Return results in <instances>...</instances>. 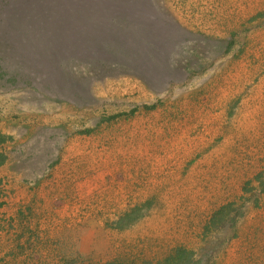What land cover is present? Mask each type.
<instances>
[{
    "label": "rangeland",
    "instance_id": "rangeland-1",
    "mask_svg": "<svg viewBox=\"0 0 264 264\" xmlns=\"http://www.w3.org/2000/svg\"><path fill=\"white\" fill-rule=\"evenodd\" d=\"M149 1L0 0V264H264V0Z\"/></svg>",
    "mask_w": 264,
    "mask_h": 264
},
{
    "label": "trees",
    "instance_id": "trees-1",
    "mask_svg": "<svg viewBox=\"0 0 264 264\" xmlns=\"http://www.w3.org/2000/svg\"><path fill=\"white\" fill-rule=\"evenodd\" d=\"M123 1L124 2L129 1L130 2V6L129 7H131L132 6L131 4H133V6L131 8L133 10L132 11L129 10V13L135 14L136 16H140V17L145 16L147 19L149 18V20L151 22H155L156 20H159V18L156 17V14H157V10H161V8L159 6H156V4L152 3V1H149V0H123ZM135 5L138 6V7L134 8ZM128 19L130 21H134V19H136V17L128 18ZM65 21L68 22V18H66ZM165 26H167L166 23H165ZM95 42H97V40H95ZM63 45H65V44H63ZM98 47L100 48V46H98ZM67 50H69V49H67ZM97 50H99V49H97ZM59 51H62V49L60 48ZM98 64H102V63H98ZM107 64H110V63H107ZM223 211H224V209H222L219 212L214 214L215 220L218 219L219 215ZM175 261H177V260L175 259ZM108 264H119V263L111 262V263H108Z\"/></svg>",
    "mask_w": 264,
    "mask_h": 264
}]
</instances>
